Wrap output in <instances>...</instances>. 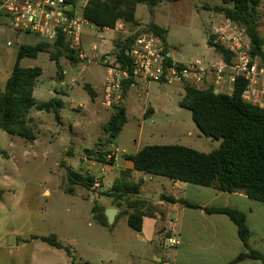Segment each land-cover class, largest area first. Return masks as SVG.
I'll list each match as a JSON object with an SVG mask.
<instances>
[{
	"label": "rangeland",
	"instance_id": "374dc122",
	"mask_svg": "<svg viewBox=\"0 0 264 264\" xmlns=\"http://www.w3.org/2000/svg\"><path fill=\"white\" fill-rule=\"evenodd\" d=\"M222 4V0H162L154 7V16L147 4H139L136 10L139 28L121 22L122 29L117 31L112 49H109L112 32L93 30L87 24L83 44L88 60L76 64L62 57L58 66L49 53L42 52L36 59L22 61L23 67L38 66L43 70L35 88L38 99L56 98L57 93L53 92L58 90L61 96L57 99H61L63 105L59 110L62 123H58L55 113L34 108L30 117L37 137L35 141L0 130V188L5 190L0 200V264H72L73 258L65 249L42 241L41 237L51 234H56L81 264L155 261L153 255L158 257L157 251L161 250L158 242L151 245L138 239L140 233L127 224L125 216L107 226L99 224L94 219V206H105L112 200L102 194L110 190L125 169V155H134L149 145H182L210 153L220 147L221 140L203 135L192 119V112L180 107L185 85L138 82L136 87L128 88L123 103L127 110L126 124L116 138L111 137L112 148L101 150L102 153L115 152L118 161L111 166V159L107 157L108 163L87 169L82 161L86 150H99L98 143L108 145L109 134L103 127L113 115V109L102 105L101 84L105 81L106 60L102 55L108 52L115 58V40L136 34L155 22L167 30V49L176 61L188 64L218 59L221 55L210 47L209 38L213 25L224 17L215 10ZM259 10V31L263 35L264 0H260ZM0 25H4L3 33L0 31V89H4L15 65L18 45L41 39L23 35L31 39L22 42L2 17ZM94 46L98 48L95 51ZM63 72L64 85L59 89L60 82L56 81ZM205 82L203 88L212 81L208 78ZM86 85L97 86L96 98L92 99ZM150 106L155 113L150 114V109L145 115ZM93 157L97 159L98 155ZM63 162L66 167L93 177L99 187L88 189L75 185L74 192L67 191L71 184ZM140 179L144 181L145 191L160 190L193 199L191 192L177 188L170 178L136 171L132 180ZM11 236H17V245H9ZM35 236L39 238L34 239ZM152 251L156 252L152 254Z\"/></svg>",
	"mask_w": 264,
	"mask_h": 264
},
{
	"label": "trees",
	"instance_id": "16d2710c",
	"mask_svg": "<svg viewBox=\"0 0 264 264\" xmlns=\"http://www.w3.org/2000/svg\"><path fill=\"white\" fill-rule=\"evenodd\" d=\"M162 0H89L84 9V17L96 28L115 29L120 21L125 25L130 24L139 28L136 19V10L139 4H147L151 15L154 16V7ZM74 8H77L75 0ZM222 5L215 10L231 19L239 26L246 29L253 44L254 51L261 53L264 46V34L259 31L260 0H222ZM144 31L153 32L167 49V30L155 22L136 34L124 39L115 40V58L124 66H130L126 52L135 39ZM213 47L212 42H209ZM215 52L228 62L233 58L231 53L221 46H214ZM42 52L50 54L51 60L59 66L62 57L72 63L83 60L69 49L67 39L59 36L55 43L39 41L35 45L22 44L18 49L14 68L8 78L4 89H0V130L10 135L21 137L27 141H35L36 133L32 126L30 112L32 109L42 112H53L58 122L61 121L60 109L63 107L61 99L53 98L47 102L38 101L34 90L38 78L42 75L41 67H23L21 61L25 58L36 59ZM135 83L133 78L124 81V99L127 90ZM246 88L243 78H237L232 94L216 93L213 85L198 89L193 86H184V95L179 105L181 108L192 112V119L203 135L221 140L219 148L210 153L199 152L182 145H149L142 148L134 155H126L133 162L134 170L151 175L163 176L174 181L188 184L214 187L222 192H244L249 198L264 202V108L246 102L242 95ZM92 99L97 92L91 85L85 86ZM57 92V90H56ZM113 115L104 125V131L109 134L107 142L112 143L111 137L116 138L127 122L125 105L112 108ZM2 152L0 151V155ZM88 156L98 155L97 151L86 150ZM110 153H101L97 161L108 163ZM114 160L111 159V163ZM110 163V162H109ZM67 177L71 186L67 189L74 192L75 185L92 189L96 182L91 176H86L80 171L66 167ZM131 170H125L116 179L111 189L102 195L114 199V205L124 207L122 214L128 216V225L135 231L141 232L143 218L154 216L158 208L153 206V201L138 197L142 193L143 181L131 180ZM5 190L0 188V200L3 199ZM161 201L167 203H180L190 208H202L207 214L226 215L234 222L238 235L243 242L246 252L240 253L228 264H238L245 259H257L264 264V255L249 247L251 236L244 212L230 207H201L186 199H176L173 196L161 195ZM94 219L101 225L107 226L108 219L105 209L96 205L93 208ZM35 236L34 239H38ZM42 241L57 249H65L72 264L76 262L71 250L65 247L56 234L41 237ZM88 264V263H86Z\"/></svg>",
	"mask_w": 264,
	"mask_h": 264
},
{
	"label": "built area",
	"instance_id": "2783aa9c",
	"mask_svg": "<svg viewBox=\"0 0 264 264\" xmlns=\"http://www.w3.org/2000/svg\"><path fill=\"white\" fill-rule=\"evenodd\" d=\"M73 1L0 0V17L15 32L37 36L41 41L53 44L59 36H63L67 39L69 49L79 59L88 60L83 30L87 24L91 25L84 17L89 0H75L76 9ZM209 40L213 49L214 46H221L230 52L233 57L231 61L221 56L209 62H178L165 52L164 44L157 35L144 31L126 52L130 66L124 67L114 57L105 60L103 106L112 109L124 103V81L130 78L135 81L132 85L154 81L164 85H189L198 89H202L209 78L216 93L232 94L237 78L241 77L246 82L242 98L264 108V46L261 53H256L246 29L225 16L213 25ZM170 242L176 243L174 240Z\"/></svg>",
	"mask_w": 264,
	"mask_h": 264
},
{
	"label": "crops",
	"instance_id": "0c3cea01",
	"mask_svg": "<svg viewBox=\"0 0 264 264\" xmlns=\"http://www.w3.org/2000/svg\"><path fill=\"white\" fill-rule=\"evenodd\" d=\"M120 26L121 23L118 25V28L116 27L115 29H101L102 32H112V34H110L112 47H109V49L113 48V41ZM3 27L4 25H0V31H2L1 33H3ZM7 27L13 30L10 26ZM90 28L93 30L96 29V27L92 24L90 25ZM15 34L17 40H22V42H27L29 39H31L23 35H27L30 37L32 36L30 34L17 32H15ZM39 41H31V43L22 44L35 45ZM19 47L20 45H18V49ZM102 56H105L106 59L112 57V55L108 52H106ZM63 75L64 72L60 76V80L56 81L61 83L62 89L64 85V81L62 79ZM104 83L101 84L102 91L104 88ZM136 85H132L130 88L136 87ZM92 87L96 91L97 86ZM129 89L127 90V93ZM57 92L55 90L53 93L55 94ZM60 96L61 95H58L57 97L56 94V99ZM36 99L38 101H42L37 97ZM150 109V114L155 113L154 108L150 106L145 110V115L149 114ZM58 123L61 124L62 120ZM98 146L100 147L99 150L94 151H97L98 155H100L102 153V148H112V143L108 142V145L105 143H98ZM108 158L114 160L111 166H113L118 161V156L115 152L110 153V155H108ZM82 161L85 165L88 166L87 169H89V167H95L96 164H101L93 156L88 157L87 155H85ZM123 164L125 166V169L120 172V175L123 171L128 169L131 170V174L133 177L136 173V170H134L133 162L130 161L126 157V155L124 156ZM95 169L97 168L95 167ZM111 169L113 170L114 168L112 167ZM138 181L135 180L134 182ZM174 183L178 186L177 188L183 189L185 190V192H191L193 199L190 200L177 194H165L160 190L145 191L143 189L144 181L141 191L142 194L159 193L160 195L165 194L168 196H173L176 199L183 198L201 207H230L244 212L247 218L248 227L251 232L249 247L252 250L258 251L264 255V202L253 200L249 198L244 192L228 193L219 191L214 187H203L180 181H175ZM97 187H99V184L96 182L95 186L92 189ZM153 203V206H156L158 208V212H155V215L152 217L145 216L143 218L142 231L139 232L140 234L138 236V239L146 244L151 245H153L155 242H158L161 246V250H159V252L157 251V253L159 254V258L156 257V254H154V252L156 251H152V254H154L153 257H155V261H142L140 259L142 261H140V264H228L229 262L234 260L240 253L248 251L238 235L237 226L226 215L207 214L202 208H190L180 203L173 204L167 203L165 201H153ZM102 207L105 209V211L110 208L118 209V214L116 215L114 221L116 222L119 217L125 216L126 222L128 224V216L126 214H122V212L125 211V208L114 205L113 198L110 203ZM170 240H174L176 243L172 244ZM238 264H263V262L257 259L248 258Z\"/></svg>",
	"mask_w": 264,
	"mask_h": 264
},
{
	"label": "water",
	"instance_id": "95a60500",
	"mask_svg": "<svg viewBox=\"0 0 264 264\" xmlns=\"http://www.w3.org/2000/svg\"><path fill=\"white\" fill-rule=\"evenodd\" d=\"M58 86H59V89H61V83H59ZM58 95L59 93L57 92V97ZM138 197L143 198V199H149L152 201H161V195L159 193H154V194L153 193H144V194L140 193L138 194ZM117 214H118V209L116 208H110L105 211V215L108 219L109 224L114 223V220ZM17 244H18L17 236H11L9 239V245L14 246Z\"/></svg>",
	"mask_w": 264,
	"mask_h": 264
}]
</instances>
